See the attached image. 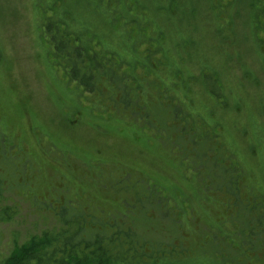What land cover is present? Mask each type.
I'll return each instance as SVG.
<instances>
[{"label":"rangeland","instance_id":"374dc122","mask_svg":"<svg viewBox=\"0 0 264 264\" xmlns=\"http://www.w3.org/2000/svg\"><path fill=\"white\" fill-rule=\"evenodd\" d=\"M39 3L0 0V209L19 205L17 218H24L5 227L2 238L28 233L44 213L78 218L98 232L133 223L141 230L139 221L147 218L140 245L149 256L180 264H264L259 246L251 256L241 237L231 235L244 214L264 216V57L247 29L222 44L203 5L191 23L184 18L177 27L172 19L161 27L158 54L183 68L175 73L177 66H159L155 40L138 47L140 58L122 55L136 47L78 0L69 6L76 19L92 22L127 63L167 67L146 76L155 88L142 103L130 92L124 102L94 94L98 102L91 104L50 61L52 46L41 29L46 6ZM139 27L148 36L156 30ZM190 31L189 41L174 39ZM204 67L219 78L227 107L204 86ZM158 104L169 108L162 126L154 119ZM231 244L240 253L223 252ZM0 245L5 249V241Z\"/></svg>","mask_w":264,"mask_h":264},{"label":"trees","instance_id":"16d2710c","mask_svg":"<svg viewBox=\"0 0 264 264\" xmlns=\"http://www.w3.org/2000/svg\"><path fill=\"white\" fill-rule=\"evenodd\" d=\"M82 1L85 9L91 12L98 22L104 23L109 29L112 28L116 34L131 41V45L136 47L133 51L125 47L127 51L122 55L140 58L143 54L137 51L138 47L148 39L155 40L159 44L154 50L155 56L159 57L157 60L159 66L160 64L167 67L177 66L175 73H180L183 68L181 69L177 63L165 62L162 60L163 56L160 57L158 54L160 47H163L160 38L165 35L161 27L170 24L172 19L176 26L178 22L180 25L181 22L184 23V18L186 23H191V20L198 17L202 5L203 9L208 11L207 19L209 23H212L214 32L222 44L236 41L241 35L240 28L243 26L247 29L246 35L254 39L264 57V0ZM39 2V5L46 6L42 13L41 29L52 46L50 61L52 60L53 64L62 69L70 82H74L80 88V94L84 95V100L95 104L98 102L94 101V94H96L104 100L113 96L118 101L124 102L125 98H130V92L134 94L138 92L139 103H142L144 98H148L147 92L154 89L155 84L151 81L153 78L149 80L146 76L148 77L153 69L163 73L167 67L164 71H159V66L157 68L155 66L156 69L152 65L136 66L137 59L127 63L120 55L121 53L118 54L115 49L108 46L109 44L93 27L92 22L91 26L89 21L76 19L69 6L74 2L77 3L78 0H39ZM152 15H155V19ZM157 16L159 19L160 16L163 17L160 20L164 25L157 23ZM140 24L154 25L156 30L148 36V33L139 27ZM186 33L188 36L182 37L177 33L174 37L176 42L189 41L188 37L193 36L194 31ZM2 55L0 49V61L3 59ZM204 68V86L216 98L223 99L222 105L227 107L228 102L219 78L215 73ZM140 69L143 73H139ZM191 74L188 79L196 80L194 78L197 76ZM189 86L190 84L186 88ZM156 108L154 119L162 126L163 121L166 122L165 118L168 119L169 108L162 104H158ZM237 171L238 174L242 173L240 168ZM3 189L4 182L0 177V202ZM21 212V207L16 204L0 209V244L5 241V249H3L4 246L0 247V264H180V261L160 260L152 255L149 256L148 252L143 250L140 243L146 240L143 238L142 231L146 229L147 218H143L142 222L139 221L142 231L138 230L133 223L132 227L98 232L92 227L81 225L78 218H57L44 213L40 218L42 222L37 220L28 233L21 235L16 232L8 239L2 238L3 229L13 221L19 224L24 222V218H17L22 215ZM154 214L157 213L154 212ZM242 218L244 223L237 221L238 227H233L231 235H237L239 239L241 237L242 243L248 247L251 256L255 255V247L259 246L260 255L264 257V216L244 214ZM41 225L43 227H40ZM224 249L226 250L223 252L227 251L226 254L229 255L231 252H239L235 244L226 246ZM226 254L221 255L222 260ZM207 256L210 257L208 254ZM230 257H227L229 262H231ZM215 259L216 257L213 258V262L216 263ZM194 264L200 263L197 260Z\"/></svg>","mask_w":264,"mask_h":264}]
</instances>
